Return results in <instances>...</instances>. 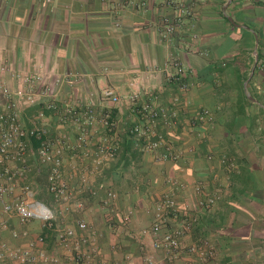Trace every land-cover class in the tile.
I'll return each instance as SVG.
<instances>
[{
	"label": "crops",
	"instance_id": "0c3cea01",
	"mask_svg": "<svg viewBox=\"0 0 264 264\" xmlns=\"http://www.w3.org/2000/svg\"><path fill=\"white\" fill-rule=\"evenodd\" d=\"M166 1L0 0V110L5 103L1 92L15 90L16 74L40 75L59 103L110 108L118 121L115 159L92 171L100 127L90 131L88 146L62 153L61 177L73 194L70 213L46 193L47 168L37 172L36 141L28 152L37 198L54 207L63 229L74 228L81 235L76 222L84 221L100 260L199 264L184 248L206 240L216 251L207 264H264V0H183L192 16L167 43L156 30L160 18L172 14ZM171 60L190 70L188 91L166 83L159 73ZM132 81L136 91L159 93L162 104L179 98L180 122L171 135L183 152L179 161L156 162L129 138L137 122L127 101ZM104 87L117 92L119 104L100 101ZM41 108L22 107L23 125L43 129L48 139L63 136L75 147L76 128L60 124L49 112L38 120ZM204 108L213 114L214 125L188 131L189 121ZM208 155L213 158L207 160ZM168 179L181 187L169 186ZM198 182L206 185L204 194L218 193L209 209L197 206L193 187ZM108 192L114 199L104 208ZM166 193L173 195L178 210L187 207L197 217L177 252L152 245L155 205ZM11 228L26 229L31 237L46 234V249L58 264H75L37 221L20 227L13 219Z\"/></svg>",
	"mask_w": 264,
	"mask_h": 264
},
{
	"label": "built area",
	"instance_id": "2783aa9c",
	"mask_svg": "<svg viewBox=\"0 0 264 264\" xmlns=\"http://www.w3.org/2000/svg\"><path fill=\"white\" fill-rule=\"evenodd\" d=\"M166 5L171 9L170 15H164L156 23L158 36L163 42H171L176 32L183 27L192 12L183 0H168ZM193 38L196 36L193 35ZM168 84L176 85L179 91L186 92L191 87L187 77L190 70L178 60H171L159 69ZM18 82L15 90H2L5 103L0 110V235L7 233L9 239H0V264H58L57 257L50 255L46 249V234L31 237L26 229L11 228L15 219L20 227H25L37 221L41 229L53 233L55 243L68 251L75 264H119L116 261L100 260L95 242L88 235L92 229L84 222L77 221L76 226L82 233L78 235L74 228H61L57 223L56 211L53 206L37 198L38 188L31 187L29 174L32 171L28 164V152L31 142L37 141L35 158L38 162L37 172L41 167L47 168L46 193L55 205H62L64 213L71 211L70 202L73 199L72 189L62 180L60 168L62 153L65 150L83 149L91 143L90 131L95 127L103 130L102 136L96 142L91 153L93 172H98L105 161L118 156L119 138L116 135L118 121L112 116L110 108L97 109L91 103L57 102L50 94L49 87L38 74H16ZM71 78V76H70ZM60 79L56 80L58 84ZM135 82H129L133 89L127 101L131 111L136 115L135 122L129 130L132 139L142 153L151 154L156 162H177L183 152L172 139V131L180 122L179 98L173 97L166 104L160 102L159 93L145 90L143 93L135 90ZM100 101L117 105L121 98L111 87H104L100 93ZM41 105L37 112L38 120L45 119L49 112L62 125H73L76 128L77 139L75 147L67 143L63 136L53 139L46 137V132L38 127H26L20 117L22 107ZM214 116L210 110L201 109L189 121L188 131L196 128L211 127ZM197 136H200L198 133ZM212 155L207 156L211 160ZM86 175L82 176L81 185L85 184ZM169 186L180 188L181 184L168 179ZM206 185L198 182L193 192L198 196L199 209H209L219 199L218 193L204 194ZM114 194L108 192L102 202L104 208H109ZM80 207V204L76 203ZM194 212V211H193ZM185 207L178 210L175 198L171 193L164 194L156 203L150 233L153 236V247L168 252L180 250L181 239L192 231L197 223L196 214ZM185 251L193 256L199 264H207L214 260L216 251L206 240L198 244L186 246ZM147 264H151L147 261Z\"/></svg>",
	"mask_w": 264,
	"mask_h": 264
},
{
	"label": "trees",
	"instance_id": "16d2710c",
	"mask_svg": "<svg viewBox=\"0 0 264 264\" xmlns=\"http://www.w3.org/2000/svg\"><path fill=\"white\" fill-rule=\"evenodd\" d=\"M33 141H35V140H33ZM37 142V141H36ZM38 144V143H37Z\"/></svg>",
	"mask_w": 264,
	"mask_h": 264
},
{
	"label": "rangeland",
	"instance_id": "374dc122",
	"mask_svg": "<svg viewBox=\"0 0 264 264\" xmlns=\"http://www.w3.org/2000/svg\"><path fill=\"white\" fill-rule=\"evenodd\" d=\"M40 198V197H39Z\"/></svg>",
	"mask_w": 264,
	"mask_h": 264
}]
</instances>
